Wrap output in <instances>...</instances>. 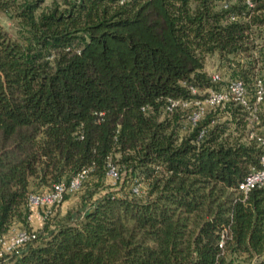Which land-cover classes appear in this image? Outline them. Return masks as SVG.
I'll return each instance as SVG.
<instances>
[{
	"label": "trees",
	"instance_id": "1",
	"mask_svg": "<svg viewBox=\"0 0 264 264\" xmlns=\"http://www.w3.org/2000/svg\"><path fill=\"white\" fill-rule=\"evenodd\" d=\"M251 2L0 0L17 22L12 36L0 20V235L34 226L32 193L87 170L80 206L60 213L65 194L0 264H264V186L238 189L263 152L247 112L230 100L192 125L193 103L166 110L223 88L209 56L254 101L264 0ZM257 115L264 134V102Z\"/></svg>",
	"mask_w": 264,
	"mask_h": 264
},
{
	"label": "built area",
	"instance_id": "2",
	"mask_svg": "<svg viewBox=\"0 0 264 264\" xmlns=\"http://www.w3.org/2000/svg\"><path fill=\"white\" fill-rule=\"evenodd\" d=\"M248 6H252L251 0H245ZM213 81L221 80V75L215 72L211 75ZM191 92L196 93V89L191 87ZM234 100L241 104L243 109L247 112V119L250 126L248 134L249 138H254L259 146L262 148V155L260 157L261 167L251 170L238 183V189L243 193H247L255 187L264 186V134L256 132L255 123L258 119L259 104L264 102V86L261 80H256L255 99L252 103L249 102L246 88L243 82L239 79H232L228 81L225 88L220 90L209 89L208 94L203 100H186V99H169L166 110L171 111L175 107H188L192 103L195 109L189 116V122L195 125L196 122L203 116L208 107L222 105L227 101ZM203 131L200 133L202 135ZM87 170H82L75 175L68 183L59 181L54 183L50 189L43 192L32 193L29 196V207L31 208V216L35 215L39 220H43L46 216L47 208L61 202L65 194L77 192L81 189L82 184L86 178ZM108 176L114 180L118 178V173L114 166H109ZM132 190L136 193L141 191L139 184L135 185ZM48 210V209H47ZM30 216V217H31ZM224 233H222V236ZM36 236V227L26 228L18 224H13L7 232L0 235V258L8 254L18 252L20 248L28 241ZM222 241L220 242V245ZM217 264V263H215Z\"/></svg>",
	"mask_w": 264,
	"mask_h": 264
},
{
	"label": "rangeland",
	"instance_id": "3",
	"mask_svg": "<svg viewBox=\"0 0 264 264\" xmlns=\"http://www.w3.org/2000/svg\"><path fill=\"white\" fill-rule=\"evenodd\" d=\"M51 1H53V0H46V4H50ZM0 20H1L2 24L4 25V27L9 31V33L12 36H15L16 30H17L16 20L2 14L1 12H0ZM206 70L208 71V73L210 75H212L215 72L220 73V75L222 77L221 81H223V83H224L222 86H223V88L226 87L225 84L229 81V79L227 78L226 70L223 67H221L219 60L217 59L216 56H209L206 59ZM108 183L114 184L115 180L110 178L108 180ZM82 193H83V189L78 190L77 192H74V193L67 194L66 199L63 202L59 203V205L57 206V208H59V212L63 213L68 207H79L80 203H81ZM47 209H46V211H50V210L52 211L53 206H51ZM37 220H39V219L37 218ZM39 222H40L39 225L41 227L43 224V221L39 220ZM238 264H246V263L245 262H239Z\"/></svg>",
	"mask_w": 264,
	"mask_h": 264
},
{
	"label": "crops",
	"instance_id": "4",
	"mask_svg": "<svg viewBox=\"0 0 264 264\" xmlns=\"http://www.w3.org/2000/svg\"><path fill=\"white\" fill-rule=\"evenodd\" d=\"M30 222H31V224H33L34 226H36V227H40V222H39V220H37V217L35 216V215H32L31 217H30Z\"/></svg>",
	"mask_w": 264,
	"mask_h": 264
}]
</instances>
